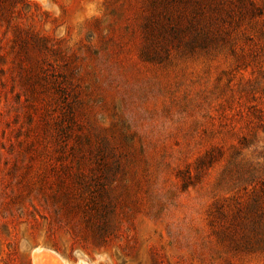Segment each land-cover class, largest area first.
Listing matches in <instances>:
<instances>
[{"label":"rangeland","instance_id":"374dc122","mask_svg":"<svg viewBox=\"0 0 264 264\" xmlns=\"http://www.w3.org/2000/svg\"><path fill=\"white\" fill-rule=\"evenodd\" d=\"M39 249L264 264V0H0V264Z\"/></svg>","mask_w":264,"mask_h":264},{"label":"water","instance_id":"95a60500","mask_svg":"<svg viewBox=\"0 0 264 264\" xmlns=\"http://www.w3.org/2000/svg\"><path fill=\"white\" fill-rule=\"evenodd\" d=\"M36 260L39 264H60L53 253L44 249L36 250Z\"/></svg>","mask_w":264,"mask_h":264},{"label":"bare ground","instance_id":"6f19581e","mask_svg":"<svg viewBox=\"0 0 264 264\" xmlns=\"http://www.w3.org/2000/svg\"><path fill=\"white\" fill-rule=\"evenodd\" d=\"M40 250V249H39ZM33 259H34V263L35 264H39L38 262H37V260H36V252L34 253V255H33ZM55 260V259H54Z\"/></svg>","mask_w":264,"mask_h":264},{"label":"trees","instance_id":"16d2710c","mask_svg":"<svg viewBox=\"0 0 264 264\" xmlns=\"http://www.w3.org/2000/svg\"><path fill=\"white\" fill-rule=\"evenodd\" d=\"M257 197L259 198V196H258V195H255V196H253V199H254V200H256V199H257Z\"/></svg>","mask_w":264,"mask_h":264}]
</instances>
